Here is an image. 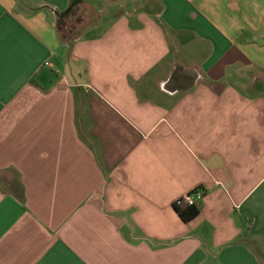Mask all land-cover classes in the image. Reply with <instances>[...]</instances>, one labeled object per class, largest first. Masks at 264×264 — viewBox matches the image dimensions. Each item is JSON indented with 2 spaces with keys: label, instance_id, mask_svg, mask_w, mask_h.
Segmentation results:
<instances>
[{
  "label": "crops",
  "instance_id": "obj_1",
  "mask_svg": "<svg viewBox=\"0 0 264 264\" xmlns=\"http://www.w3.org/2000/svg\"><path fill=\"white\" fill-rule=\"evenodd\" d=\"M1 183L0 264H264V0H0Z\"/></svg>",
  "mask_w": 264,
  "mask_h": 264
},
{
  "label": "built area",
  "instance_id": "obj_2",
  "mask_svg": "<svg viewBox=\"0 0 264 264\" xmlns=\"http://www.w3.org/2000/svg\"><path fill=\"white\" fill-rule=\"evenodd\" d=\"M45 66H48L45 64ZM204 192L197 188L189 193L183 194L173 201V206L176 210L190 209L195 206V204L202 200Z\"/></svg>",
  "mask_w": 264,
  "mask_h": 264
},
{
  "label": "trees",
  "instance_id": "obj_3",
  "mask_svg": "<svg viewBox=\"0 0 264 264\" xmlns=\"http://www.w3.org/2000/svg\"><path fill=\"white\" fill-rule=\"evenodd\" d=\"M65 18H59L57 20V33L59 36L64 35V29H65ZM196 215V211L193 208H190L188 210L187 214L180 213L181 219L183 222H188L191 218H193Z\"/></svg>",
  "mask_w": 264,
  "mask_h": 264
},
{
  "label": "rangeland",
  "instance_id": "obj_4",
  "mask_svg": "<svg viewBox=\"0 0 264 264\" xmlns=\"http://www.w3.org/2000/svg\"><path fill=\"white\" fill-rule=\"evenodd\" d=\"M1 188L3 189V190H10L11 189V187H10V185L8 184H4V183H1Z\"/></svg>",
  "mask_w": 264,
  "mask_h": 264
},
{
  "label": "water",
  "instance_id": "obj_5",
  "mask_svg": "<svg viewBox=\"0 0 264 264\" xmlns=\"http://www.w3.org/2000/svg\"><path fill=\"white\" fill-rule=\"evenodd\" d=\"M68 11H69V10H68ZM68 11L64 12V13L61 15V17H64V16L68 13Z\"/></svg>",
  "mask_w": 264,
  "mask_h": 264
}]
</instances>
